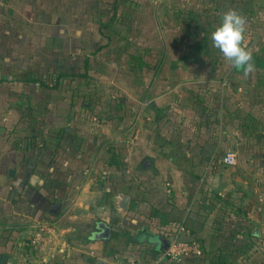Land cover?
Masks as SVG:
<instances>
[{
    "label": "crops",
    "instance_id": "0c3cea01",
    "mask_svg": "<svg viewBox=\"0 0 264 264\" xmlns=\"http://www.w3.org/2000/svg\"><path fill=\"white\" fill-rule=\"evenodd\" d=\"M229 10L252 30L248 77L211 40ZM228 151L235 166L222 165ZM172 240L202 253L165 258ZM4 254L264 264V0L0 3Z\"/></svg>",
    "mask_w": 264,
    "mask_h": 264
},
{
    "label": "clouds",
    "instance_id": "9594fccd",
    "mask_svg": "<svg viewBox=\"0 0 264 264\" xmlns=\"http://www.w3.org/2000/svg\"><path fill=\"white\" fill-rule=\"evenodd\" d=\"M246 25V17L235 10H229L223 14L220 25L211 33V40L223 58L248 77L256 71V65L251 50L245 46Z\"/></svg>",
    "mask_w": 264,
    "mask_h": 264
},
{
    "label": "built area",
    "instance_id": "2783aa9c",
    "mask_svg": "<svg viewBox=\"0 0 264 264\" xmlns=\"http://www.w3.org/2000/svg\"><path fill=\"white\" fill-rule=\"evenodd\" d=\"M6 0H0V3ZM252 42V37L250 35H246L245 46L248 47ZM237 162L236 153L233 151H228L222 158V165L225 167L235 166ZM41 238L35 237L31 242L32 245L37 246L41 242ZM201 247L197 242H182L177 240H172L167 248L163 252V256L165 258L171 259L175 262H180L182 257L193 254V255H201Z\"/></svg>",
    "mask_w": 264,
    "mask_h": 264
},
{
    "label": "water",
    "instance_id": "95a60500",
    "mask_svg": "<svg viewBox=\"0 0 264 264\" xmlns=\"http://www.w3.org/2000/svg\"><path fill=\"white\" fill-rule=\"evenodd\" d=\"M114 201V207L117 210V216L123 217L127 213L128 205H129V198L123 194H118L113 198ZM101 229L103 230V233L101 234V237L104 239H108L109 237V229L105 226H101ZM164 244V245H163ZM163 250H165L168 246V243L162 242ZM8 255L4 254L0 256V264H10L8 263Z\"/></svg>",
    "mask_w": 264,
    "mask_h": 264
},
{
    "label": "trees",
    "instance_id": "16d2710c",
    "mask_svg": "<svg viewBox=\"0 0 264 264\" xmlns=\"http://www.w3.org/2000/svg\"><path fill=\"white\" fill-rule=\"evenodd\" d=\"M250 32L252 33L251 27H247V28H246L245 36H246V35H250V36H251ZM252 44H253V41L251 42V44H250L247 48L250 49V47L252 46ZM194 242H195V241H194ZM196 242H197V241H196ZM168 244H169V243H168ZM201 251H202V249H201Z\"/></svg>",
    "mask_w": 264,
    "mask_h": 264
}]
</instances>
